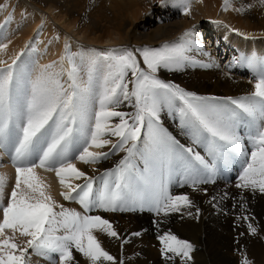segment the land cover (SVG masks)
<instances>
[{
  "label": "snow or ice",
  "instance_id": "obj_1",
  "mask_svg": "<svg viewBox=\"0 0 264 264\" xmlns=\"http://www.w3.org/2000/svg\"><path fill=\"white\" fill-rule=\"evenodd\" d=\"M260 3L264 6V0H260ZM179 6L184 15H190L191 0H179ZM230 6L231 0H224L223 11H228ZM235 11L241 12L242 9L235 8ZM7 47V44L0 45V51ZM189 50V47L181 44L106 52L104 59L109 71L98 97V110L92 112L86 108L91 93V75L87 83H82L79 69L70 55L64 58L69 65L67 86L61 82L65 72L62 59L59 71L55 64L43 66L30 81V88L23 98L19 94L18 57L7 67L0 68V146L11 138L10 125L12 131L18 130V146H15V155L11 156L15 185L6 206L2 201L8 180L6 175L0 174V211L3 213L0 221V237H3L0 238V264H27L29 249L50 258L55 254L52 264H78L74 251L91 264H100L101 261L116 264V258L104 250L94 235V231H98L119 239L111 222L99 215H82L58 204L47 191L49 186L37 175V168L54 171L61 187L67 189L60 195L65 201L78 200L85 213L93 207L105 212H124L136 210L137 206H148L158 215L163 213L167 217L170 213L180 212L182 208L194 207L187 195L170 194L163 177L154 183V194L149 198L134 199L123 194L124 181L132 167L129 158L145 127L153 143L167 151H186L199 164L208 166L199 153L179 145L160 125L162 108L165 105L171 107L177 99L183 103L180 109L181 127L191 133L193 143H203L210 154L219 153L225 146L244 154L242 135L237 131V122L241 117L227 105H235L253 121H259L255 131L250 134V159H246L236 187L264 194V62L250 96L238 100L202 97L165 82L158 76L161 69L180 70L185 62L190 61L186 55ZM0 64L7 62L0 60ZM122 105L134 111L119 110ZM78 122L81 124L84 146L78 156L69 157L67 147L73 126ZM85 124L87 127H84ZM113 138L117 142H113ZM109 146L111 153L90 150ZM38 147L40 154L35 161H29L28 157ZM117 151H126L128 155L119 162L114 187L106 184L104 190L93 197L91 177L78 169L72 160L94 165ZM79 180L87 183L71 182ZM209 182L210 178L192 179L191 186L195 189L198 184ZM245 207L241 205L242 209ZM199 214L197 208V218ZM243 220L249 221L250 217L245 215ZM7 230L13 235L5 236ZM248 231L253 236L257 235V228L251 222L248 223ZM16 233L28 237L25 246L14 242ZM158 239L164 259L175 261L180 258V264H187L192 259L194 247L190 242L179 239L171 232L160 234ZM123 243L128 241L124 240ZM120 264H123L122 260ZM240 264H252V261L244 255Z\"/></svg>",
  "mask_w": 264,
  "mask_h": 264
},
{
  "label": "bare ground",
  "instance_id": "obj_2",
  "mask_svg": "<svg viewBox=\"0 0 264 264\" xmlns=\"http://www.w3.org/2000/svg\"><path fill=\"white\" fill-rule=\"evenodd\" d=\"M30 1L26 3L22 0H14L9 4L7 0L0 2V45H8L6 49L0 51V60L7 62V64H0V68L7 67L14 58L18 57L17 75L20 77L19 94L21 98L27 94L30 81L36 77L43 66L55 64L56 70L59 71L60 61L70 55L79 69L80 81L87 83L89 75L92 78L91 93L86 103L87 111L98 110V97L102 91L104 78L109 71L104 54L110 50H107L106 47L115 45L117 48L115 47L113 50H120L129 45L139 47L141 42L161 45L160 47L181 44L189 47L190 50L186 55L190 58V62L186 68L170 73L173 77L179 73L180 78H176L182 79L187 87L201 89L204 81H207L215 91L221 92L225 98L242 94L251 95L255 90V79L261 71L262 62H264V6L261 5L260 0H231L228 11H223L224 0H191L190 15L183 14L184 22L181 24L171 22V17L178 11L177 9H181L179 0H95L94 2L100 9L91 17L93 21L90 25L83 21L82 13L77 10L80 4L79 0H76L75 4L71 0H61L66 4V12L56 8L58 0H37V4ZM153 4H158L160 9L164 10L163 15L161 13V19L154 17ZM28 5L42 12H51L53 15L51 17L64 30L63 33L54 31L49 22L39 27L41 16L31 10ZM11 7L13 8L11 9ZM235 8H241L242 11L237 12ZM141 9L150 11L145 21H149L152 27L144 31V36L139 37V33L136 32L138 27L147 25L145 21L142 22L143 24H139ZM20 13L22 14L20 15ZM23 14H27V17L22 20ZM203 21L209 22L210 25L196 29L198 23ZM153 23H158V26L153 28ZM214 29L221 36L220 39L216 37V42L212 45V40H210L212 34L210 33ZM222 42L226 45V56L223 59L230 58L225 65L221 64L222 58H218ZM238 66L239 68H237ZM68 67V62L64 59L65 72L61 77V82L65 86L68 83ZM236 69L240 74H244V78L234 75V73L237 74ZM188 76H191L194 82L190 83ZM176 106L178 115H181V104ZM84 127L87 125L85 124ZM73 128H78V131H73L70 138L67 147L69 157H76L78 154L74 155L75 152L79 149L82 150L84 146L81 124L78 122ZM10 132L11 138L6 140L3 146H0V174L6 175L8 182H15V168L11 156L15 155L14 149L15 146H18L16 143L18 130L12 131V125H10ZM176 134L181 141L179 145L199 151V143H193L192 135L187 129L182 132L177 131ZM108 149L90 150L107 151ZM39 154L38 147L28 157L29 161H35ZM106 161L110 165L109 157L98 164H92V166L83 164L78 159L72 160L76 167L84 171L92 180L96 179L97 174L106 165ZM36 171L43 182L49 186L47 191L53 199L58 204H63L65 208H70L71 205L68 201H65L60 195L67 189L61 187L55 172L45 171L42 168H37ZM71 182L74 184L87 183L85 180ZM92 184L94 185V183ZM215 202L219 204V201ZM214 205V203L211 204L212 207ZM241 205H246V207L242 209ZM239 206L229 209L227 206L219 204V209L213 211L215 214L220 213L219 221L213 226L209 224L210 222L209 225L206 224L205 219L202 220L197 216L193 219L195 227L192 228V231L195 233L191 235V244L199 246L200 234L207 233L211 245L218 251L216 257L212 259L210 254L202 253L203 250L196 246L191 253L192 259L187 261V264H240L244 255H247L252 264H264V194L257 192L251 198L249 196L248 200L242 201ZM56 210L59 211V209ZM93 211L97 213L98 208L94 209L93 207ZM224 211L234 213L238 211L242 217L228 225L226 222H221ZM207 215L206 219L211 216L214 218L211 212L207 211ZM245 215L250 217L249 221L243 220ZM249 222L257 228V235L253 236L249 233ZM231 227L238 229L232 243L228 238L233 231ZM213 229L216 230L215 234L211 232ZM164 233L167 231L154 232L152 229H148L139 234L141 240L138 242L145 247L148 245L151 247V245H156L157 241L160 242L158 236ZM153 236L157 239H153ZM22 243L25 246L27 241L24 240ZM110 250L116 251V247L112 246V243H110ZM227 250L239 254L233 258L232 255H229L230 253L226 252ZM126 251H130V248L128 247ZM123 260H125V264H132L127 259V254L124 255ZM103 262L108 264L107 261ZM177 263L179 264L180 260ZM27 264L30 263L27 262Z\"/></svg>",
  "mask_w": 264,
  "mask_h": 264
},
{
  "label": "rangeland",
  "instance_id": "obj_3",
  "mask_svg": "<svg viewBox=\"0 0 264 264\" xmlns=\"http://www.w3.org/2000/svg\"><path fill=\"white\" fill-rule=\"evenodd\" d=\"M2 1L3 0H0V2ZM7 1L8 4L14 2V0H7ZM22 1L28 3L27 1L30 0H22ZM71 1L74 4L76 3V0H71ZM94 1L95 0L78 1L80 2V4L77 10L80 11V13H82V17H84L83 21L87 25L91 24V22L93 21L91 17H93L95 12L100 9L96 5V2ZM30 2L37 4L38 1L31 0ZM28 6L31 10H33L39 16H41V24L39 25V27H42V25L49 22V24L54 29V31H58L60 34L63 33L64 30L52 18L53 15L51 14V12L49 13L42 12L39 9L37 10L30 5ZM153 6H154L153 7L154 17L156 19H161L164 10L160 9V6H158V4L155 5L153 4ZM12 8L13 7H11V9ZM56 8L63 12L64 11L66 12L67 10L66 4L61 0H58L56 2ZM177 10L178 11L171 17V22L174 24L175 23L181 24L182 22H184L183 11L181 9H177ZM22 12L25 13V11ZM149 12L141 9L139 24H143L142 22L145 21V18L149 14ZM21 14L22 13H20V15ZM26 17L27 14H23L22 20L25 19ZM153 20L155 21L154 18ZM145 23L147 24L146 27L145 26L138 27L136 31L137 33H139V37L144 36L145 35L144 31H147L148 28L152 27L149 21H145ZM153 24H154L153 28L158 26V23H153ZM208 25H210L209 22L203 21L202 23H198V28L196 29L205 28ZM215 29L210 33L212 34L210 37V40H212L211 42L212 45L214 42H216V37L220 39L221 36L220 33H218V31L215 32ZM139 44H140L139 47L137 46L133 47L129 45V46H125L123 49L128 48L129 50L135 51L136 49H140L143 47L161 48L160 47L161 45L157 46L145 42H141ZM225 46L226 45L223 44L222 42L220 52L218 53L219 54L218 58L219 59L222 58L221 64L223 65H225L226 62L228 63L230 60V58H226V60L223 59L226 56ZM110 47H112V45ZM110 47L109 46L106 47L108 48L107 50L111 51L115 49L116 46L113 45L112 48ZM189 62H185L184 66L181 69L184 70ZM237 68H239V66ZM237 70L238 69H236L235 72H237ZM170 73L173 72L161 69L158 73V76L159 78L163 79L165 82L178 85L180 88L184 89L185 91L194 93L197 96L217 97L220 98L221 100H225L226 98L229 97L238 100L243 97L250 96L247 94H242L236 96H227L225 98V96H222L221 92L215 91L213 86L207 81H204L205 84L203 83L201 89L197 87L195 88L196 89L195 90L192 87H187L186 83L182 79H179L180 78L179 73L175 75L176 77L179 78L171 76ZM234 75H237L238 77L241 76L244 78V74H240L239 72H237V74L234 73ZM187 78L190 83L192 81L194 82L191 76H188ZM177 104H181L180 108L183 107L182 101H179L177 99L173 102L171 107L165 105L162 108L160 112V125L179 144L181 143V141L178 139L176 133L177 131L182 132L183 130L186 129L181 127L180 125L181 115H178V111L176 109ZM227 107L230 110L237 112L241 117L237 122V131L242 135V152L244 154H242L241 151H235L227 146H225L219 153L210 154L208 149L204 146V144L199 143V151L197 149H193V150L194 152L199 153L204 158L206 164L208 165L207 167H204V165L199 164V162H197L186 151L182 153L167 151L163 146L153 143V141L149 138L148 130L145 127L142 130L141 139L137 142L136 149L134 150L133 155L129 158L132 167L128 170L126 179L124 181L125 184V187L123 188L124 195L134 199L149 198L154 194V183L157 180H159L161 177H163V179L167 182V188L170 194L187 195L192 201L194 207L182 208L180 212L170 213L167 217H165L163 213L158 215L154 210H152L148 206H145L143 208L137 206L136 210L124 211V212H120V211L105 212L101 208L97 207L98 208L97 213L93 211V208H91L90 211L85 213L84 209L77 202L78 200L68 201V203L71 205L70 208L72 207L71 210L80 212L82 215L85 214L99 215L102 218L107 219L108 221L111 222L114 230L119 234L120 237L119 239L114 237H109L106 234L98 231H94V235L97 236L104 250L109 252V254H111L113 257L116 258V264H120L121 260L123 261V264H125V260H123L125 254H127V259L130 260L132 264H178L177 262H179L180 258H176L175 261L166 260L163 258L161 253L162 245L159 241H157L156 245L155 244L151 245V247H149V245L148 247L143 246L140 242H138L139 240H141L139 234L146 232L148 229H152L154 232L167 231V232H171L173 235L177 236L181 240H185L192 243L191 235L195 233L192 231V228L195 227L193 223L194 222L193 219L196 217L197 208H199L200 210L199 218L202 220L205 219L204 222H206V224L210 222L209 224L213 226L216 224V222L218 223L219 221L220 213L215 214L213 212L214 209L216 210L219 209V204H223L227 206L229 209H231L234 206L238 207L242 203V201L248 200L249 196L251 198L252 195L257 194L258 191L253 193L251 190L237 188L236 184L239 182V176L242 174L243 167L246 166L245 165L246 159H250V151L252 149V144L249 142V137L250 134L255 131V127L259 123V121H253L251 117H248L247 114L242 113L239 109L235 107V105H227ZM119 110L125 112L134 111V109L123 105ZM74 131H78V128L74 129ZM113 142H117L115 138H113ZM184 148L186 149L188 148V146ZM104 149H108V150L107 151L104 150L103 152L111 153L110 146ZM80 151H81L80 149L77 150L74 155L79 154ZM127 155L128 153L126 151L123 152L117 151L115 154H110L108 156L111 159L110 165L106 161V165L102 167V170L97 174L96 179L92 180V183H94L93 186H95V189H93V197L98 196L99 193L104 190L106 184L114 187V183L117 180V168L119 162L122 159H124ZM88 165L92 166V164H88ZM107 173H111L112 175H106ZM209 178L211 180V182L209 183H200L196 186L195 189L191 186L192 179H209ZM14 185L15 182L13 181L12 182L9 181L7 183V187L5 188V194L2 201L3 206H6L7 200L10 196L11 190L14 187ZM215 201H219V204H217ZM234 202H237L238 205L236 203L235 205ZM213 203L215 204L213 206L214 208L211 206V204ZM95 208L96 207H94V209ZM207 211L213 213L215 219L211 215H210L211 218L206 219L208 217ZM189 212L191 213V215H188ZM223 215L225 217L224 216L222 217L221 222H226V224L228 225H230V223L238 219L240 220L242 217L238 211H236V213L232 211H224ZM2 219H3V213L2 211H0V221H2ZM197 228L198 227L196 226V229ZM231 228L233 231L232 234L229 235L230 237L228 238H230V242L232 243L234 242L233 239L234 234L238 233V229L236 227H231ZM224 229L227 230V228ZM211 232L215 234L216 230L213 229L211 230ZM12 235L13 233L10 230H7L5 232V236H12ZM27 238L28 237H22L19 235V233H16L14 242L20 245L21 247H23L24 245L22 242L24 240L27 241ZM155 238L156 237H154L153 239ZM124 240H127L128 243H123ZM199 241H200L199 243L200 245L198 246L196 244V246H198V248L200 247V249L203 250L202 253H208L211 255V258L214 259L216 257V253L218 249L211 245V242L209 240V234L207 233L200 234ZM110 243H112V246L116 247L115 252L110 250ZM196 246H193L194 249L196 248ZM128 247L130 248V251H126ZM28 251H29V255L27 257V262H29L30 264H52V258H55V254H52V258H50L46 256L37 255L31 249H29ZM226 252L230 253L229 255H232L233 258L237 254H239L238 252L235 251L227 250ZM73 254L75 260L78 261V264H91V262L88 261L86 258H84L80 253H76L74 251ZM208 257L210 256L208 255ZM107 263L111 264V262L108 261ZM100 264H106V263L101 261Z\"/></svg>",
  "mask_w": 264,
  "mask_h": 264
}]
</instances>
